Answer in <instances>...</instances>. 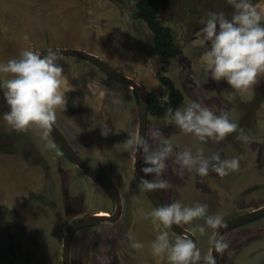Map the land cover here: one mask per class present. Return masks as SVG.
Listing matches in <instances>:
<instances>
[{
	"label": "rangeland",
	"instance_id": "374dc122",
	"mask_svg": "<svg viewBox=\"0 0 264 264\" xmlns=\"http://www.w3.org/2000/svg\"><path fill=\"white\" fill-rule=\"evenodd\" d=\"M138 1L0 0V63L18 57L25 49L40 52L50 47L81 48L99 55L135 78L162 101L167 100L168 93L166 86L159 80L158 73L165 67L163 74L170 77L184 95L181 107L196 101L212 108L217 114L220 110L227 111L230 119L249 135L250 140L238 141V132H234L223 141L209 139L207 143H201L190 134L181 132L174 124L167 123L164 116L149 113L146 138L153 145L164 139L175 146V151L190 148L195 152L197 148H203L205 156L215 153L222 159L239 158L238 170L223 178L209 171L208 176L203 179L195 171L185 172L183 176L177 175L174 171L176 166L169 160L164 178L169 180L172 187L159 190L163 198L168 204L177 200L189 206L197 202L206 204L208 213L220 214L224 222L264 205V77L260 78L252 91L243 94L232 89L226 82L217 83L205 72L203 56L208 45L194 43L204 27L201 21L206 20L210 12H223L230 19L234 9L227 0H156L161 6L160 20L172 28L173 39L182 50L177 58L163 62L162 56L154 47L151 30L143 20L135 17ZM251 2L264 15V0ZM57 63L63 68L65 83L62 90L78 93L79 95L73 96H79L81 100L85 95V102L93 105L94 114L98 115L99 120L96 121H106V131L110 129L109 123L115 122L121 132L117 150L119 168L112 164L113 178L123 179L126 188L131 183L136 184L135 187L130 186L125 193L129 201L132 200L135 204L139 202L135 209L133 206L134 210L129 203L128 212L131 211L132 217L136 218L139 223L138 232L143 237L147 238L149 232L150 235L152 232L157 236L164 230L163 226L159 222H153L151 217L145 218L146 213L154 208L134 179V153L125 150L123 144L128 132L138 130L137 93L84 59L61 55L58 56ZM0 105V173L13 182L15 173L22 174L27 180H30L29 175L32 178L36 173L38 189L43 190L47 178L43 168L34 166V172L28 166L29 161H26V157L18 149V144L22 147V133L12 130L2 119L8 107H5L4 112L3 103ZM72 123L75 125L72 129L74 139L82 142V137L77 134L78 126L74 121ZM153 129H159L162 136L153 139ZM28 132L37 137L41 153L46 152L48 145L45 147L44 144L51 140L43 138L38 129L33 128ZM12 141L15 142L12 148L15 153L10 152L9 142ZM48 151L49 162L55 163L56 159L51 158L52 153ZM123 167L128 173L120 170ZM54 168L55 166L53 170ZM55 172L57 173L56 169ZM69 172V180L77 183V174L71 170ZM203 224V219H196L185 225L198 237L202 258L200 264H203V257L211 251L213 236L212 229H207L204 235L199 233L198 226ZM132 227L128 226L129 232ZM167 230L170 238L180 235L171 228ZM102 233L106 234V231ZM220 239L227 247L219 251L218 264H264V216L229 230ZM55 258H51V263L56 261ZM154 258L156 263L161 261V257ZM102 264L108 262L104 260Z\"/></svg>",
	"mask_w": 264,
	"mask_h": 264
},
{
	"label": "clouds",
	"instance_id": "9594fccd",
	"mask_svg": "<svg viewBox=\"0 0 264 264\" xmlns=\"http://www.w3.org/2000/svg\"><path fill=\"white\" fill-rule=\"evenodd\" d=\"M234 9L229 19L223 12H210L201 23L204 27L194 42L208 45L203 56L205 72L211 80L226 82L235 91L243 94L253 90L264 77V15L251 0H227ZM58 51L49 49L46 54L30 49L22 50L18 57L0 63V90L9 110L2 119L14 131L27 132L38 129L43 138H47L56 120L57 109L66 107L63 86V68L57 63ZM7 75V78H4ZM163 119L174 124L195 140L207 143L209 139L220 142L228 135L238 132L236 139L242 142L250 140L249 135L230 119L227 111L219 114L212 108L192 101L183 107L173 109L168 106ZM106 134V133H105ZM162 136L159 129H153L152 138ZM127 151L140 154L143 161L141 171V191L168 190L172 187L165 179L168 161L176 166L174 171L183 176L185 172L195 171L201 179L209 171L221 178L239 169V158L222 159L219 154L205 156L203 148L175 151V146L164 139L153 145L149 139L136 131L127 133L123 141ZM49 148L55 146L48 144ZM153 222L163 226L151 243L153 256L163 257L167 264H200L201 251L188 235L170 238L173 225L183 227L196 219H203L198 226L204 235L207 229L213 230L212 243L216 251L227 247L216 232L226 227L220 214H209L206 204L199 202L185 205L180 200L163 204L146 213ZM131 240V238H129ZM131 246L140 250L143 244L132 242ZM203 264H216V258L210 253L203 257Z\"/></svg>",
	"mask_w": 264,
	"mask_h": 264
},
{
	"label": "flooded vegetation",
	"instance_id": "af4514ba",
	"mask_svg": "<svg viewBox=\"0 0 264 264\" xmlns=\"http://www.w3.org/2000/svg\"><path fill=\"white\" fill-rule=\"evenodd\" d=\"M1 92L0 103H3L2 109L5 112V107L8 105ZM66 92L64 91L66 107L57 109L53 124L66 138L77 156L99 176L111 183L121 201L119 215L114 221L81 226L72 233L69 242V264H102L104 260L108 264H165L163 257L156 263L149 248L156 235L152 232L150 235L149 232L147 238L143 237L138 232L139 223L136 222L135 217H132L131 211L128 212L129 203L132 210L139 203L137 201L135 204L125 197V193L136 184L131 183V187L128 185L126 188L123 179L113 178L112 164L117 165L115 160L119 153L117 150L121 141L119 139L121 132L115 126V122H110V129L106 131L107 126L104 125L106 121L104 123L96 121L99 120L98 115L94 114L93 105L85 102V95L82 101L79 96H73L78 93L72 94V90ZM8 110L9 107L6 111ZM73 121L78 126L77 134L82 137V142L80 139H74ZM21 133L22 147L18 144L20 153L26 157L27 162L29 161L28 166L34 172L36 171L34 166H41L47 178L45 177L46 184L42 190L38 189L36 173L32 178L29 175L30 180L20 173H15L14 182L10 179L8 181L6 176L0 173V264H63L64 238L69 227L89 214L106 212L111 216L117 212V203L109 192L93 182L77 166L50 135H48L51 140L49 143L54 144L56 148L46 147L49 144L47 143L44 144L46 152L41 153L39 143L36 141L37 137L35 138L28 131ZM14 143L9 142L11 153H15L12 150ZM48 150L52 153L51 158L56 159L55 163L49 162ZM53 166H55L54 170ZM132 169L134 179L141 189L142 185L135 173L134 165ZM69 170L77 174L79 183L69 180ZM120 170L128 173L124 167ZM143 192L152 207L156 208L148 193ZM157 192L168 204L159 190ZM129 225L133 226L132 233L129 232ZM102 231H106V234ZM134 241L141 242L143 248L134 249L131 246ZM51 258L52 260L55 258L56 261L51 263Z\"/></svg>",
	"mask_w": 264,
	"mask_h": 264
},
{
	"label": "water",
	"instance_id": "95a60500",
	"mask_svg": "<svg viewBox=\"0 0 264 264\" xmlns=\"http://www.w3.org/2000/svg\"><path fill=\"white\" fill-rule=\"evenodd\" d=\"M49 49L58 51V56H75L82 59H85L94 65H96L99 69H101L106 75L115 79L116 81L127 85L132 90L137 92L139 98V120H138V130L140 135L145 136L147 135V126H148V115H149V91L146 89L139 81L135 78L127 75L125 72L111 64L109 61L105 60L104 58L100 57L99 55L92 53L88 50L81 49V48H74V47H50L45 48L40 51V53L46 54ZM49 135L55 140V142L62 148V150L77 164V166L98 186L102 189L109 192L117 203V212L113 215H100V214H89L86 216L81 217L75 223H73L66 232L64 238V245H63V264H69V242L72 233L79 227L91 224H97L104 221H114L120 211V196L117 190L109 183L106 179L99 176L95 170L89 167L82 159H80L74 150L71 148L70 144L66 140V138L62 135V133L56 128L53 124L52 130ZM142 159L140 154L134 153V168L135 173L138 179L141 182V178L144 176V173L141 171L142 168ZM156 206H160L166 204L164 200L161 198L157 190L155 191H146ZM264 215V205L259 206L255 209H252L249 212L241 214L229 221L224 222L226 227H222L216 230L219 234V238L228 232L229 230L242 225L246 222L254 220L260 216ZM173 231L180 235H188L190 238L197 243L199 247L198 237L197 235L188 229L187 227L183 226H176L173 225L171 227ZM213 238V236H212ZM210 254L216 258V264L219 262L220 253L216 251L213 246L211 247Z\"/></svg>",
	"mask_w": 264,
	"mask_h": 264
},
{
	"label": "trees",
	"instance_id": "16d2710c",
	"mask_svg": "<svg viewBox=\"0 0 264 264\" xmlns=\"http://www.w3.org/2000/svg\"><path fill=\"white\" fill-rule=\"evenodd\" d=\"M160 14L161 6L156 0H139L136 4L135 17L147 24L153 34L155 49L162 56L163 62H167L177 58L182 50L173 39L172 28L160 20ZM164 70L165 67L158 73V78L167 88V100L162 101L157 94L149 92V113L158 117L165 115L168 106L175 109L181 107L184 102L183 93L170 77L163 74Z\"/></svg>",
	"mask_w": 264,
	"mask_h": 264
},
{
	"label": "bare ground",
	"instance_id": "6f19581e",
	"mask_svg": "<svg viewBox=\"0 0 264 264\" xmlns=\"http://www.w3.org/2000/svg\"><path fill=\"white\" fill-rule=\"evenodd\" d=\"M100 215H108L106 212L103 213V212H100Z\"/></svg>",
	"mask_w": 264,
	"mask_h": 264
},
{
	"label": "crops",
	"instance_id": "0c3cea01",
	"mask_svg": "<svg viewBox=\"0 0 264 264\" xmlns=\"http://www.w3.org/2000/svg\"><path fill=\"white\" fill-rule=\"evenodd\" d=\"M111 133H112V130H111ZM109 139V138H108ZM114 159H116V157H114ZM115 161H118V156H117V159Z\"/></svg>",
	"mask_w": 264,
	"mask_h": 264
}]
</instances>
